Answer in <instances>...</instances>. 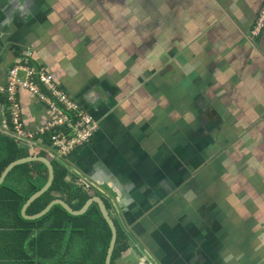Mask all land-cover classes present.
I'll list each match as a JSON object with an SVG mask.
<instances>
[{
	"label": "crops",
	"instance_id": "1",
	"mask_svg": "<svg viewBox=\"0 0 264 264\" xmlns=\"http://www.w3.org/2000/svg\"><path fill=\"white\" fill-rule=\"evenodd\" d=\"M263 1L0 0V136L7 70L31 51L97 130L67 157L13 138L106 201L116 264H264ZM18 99L26 131L54 119Z\"/></svg>",
	"mask_w": 264,
	"mask_h": 264
},
{
	"label": "trees",
	"instance_id": "2",
	"mask_svg": "<svg viewBox=\"0 0 264 264\" xmlns=\"http://www.w3.org/2000/svg\"><path fill=\"white\" fill-rule=\"evenodd\" d=\"M0 136V177L14 161L30 156V149L13 137ZM48 141V137H47ZM40 156H45L44 153ZM55 178L52 186L27 209L28 215L44 210L52 201L62 199L74 210H80L91 198L83 186L67 182L68 170L52 161ZM48 181V168L34 161L16 166L0 186V255H9L13 264H105L112 232L99 206L93 204L79 216L54 205L43 217L28 220L22 216L27 200ZM77 201L78 203H74ZM128 240L118 229L111 264L128 248Z\"/></svg>",
	"mask_w": 264,
	"mask_h": 264
},
{
	"label": "built area",
	"instance_id": "3",
	"mask_svg": "<svg viewBox=\"0 0 264 264\" xmlns=\"http://www.w3.org/2000/svg\"><path fill=\"white\" fill-rule=\"evenodd\" d=\"M263 29L264 1L251 37H259ZM32 56L31 51L24 52L20 63L8 71V81L4 90L8 117L4 129L9 135L13 134L14 138L25 141L23 143L36 142L43 147L53 148L58 157H67L74 149L85 145L93 138L97 130L96 121L54 82L44 68L37 69L29 64L28 59ZM22 89L46 103L54 115V119L39 131L28 132L25 129L22 107L18 99V93Z\"/></svg>",
	"mask_w": 264,
	"mask_h": 264
},
{
	"label": "water",
	"instance_id": "4",
	"mask_svg": "<svg viewBox=\"0 0 264 264\" xmlns=\"http://www.w3.org/2000/svg\"><path fill=\"white\" fill-rule=\"evenodd\" d=\"M34 161H38V162H42L46 165V167L48 168V181L46 183V185L37 193H35L34 195H32L27 202L25 203V205L22 208V216L25 219L28 220H36L39 219L41 217H43L44 215H46L51 208L54 205H61L65 210L68 211V213H70L71 215L74 216H79V215H83L85 214L88 209L93 205L96 204L97 206H99L104 218L107 220V222L109 223V227L111 229L112 232V238H111V242H110V246L107 252V257H106V262L105 264H111L112 261V256L114 253V249L116 246V242H117V237H118V230L116 227V224L114 222V218L111 214V211L109 210V207L106 203V201L99 196H94L92 198H90L85 205L82 207V209L80 210H74L67 202H65L62 199H56L54 201H52L44 210H42L41 212L35 214V215H28L27 213V209L30 206V204L36 200L37 198H39L41 195H43L46 191H48L50 189V187L53 184L54 178H55V169H54V165L52 163V161L50 159H48L46 156H39V155H30L28 157L25 158H21L18 159L14 162H12L3 172V174L0 177V186L3 184V182L5 181L6 177L8 176V174L16 167L19 166L21 164L24 163H28V162H34Z\"/></svg>",
	"mask_w": 264,
	"mask_h": 264
},
{
	"label": "rangeland",
	"instance_id": "5",
	"mask_svg": "<svg viewBox=\"0 0 264 264\" xmlns=\"http://www.w3.org/2000/svg\"><path fill=\"white\" fill-rule=\"evenodd\" d=\"M193 45H188V48L186 49V51L188 52V54H190V53H193L194 51H193ZM10 137H13L12 135H9Z\"/></svg>",
	"mask_w": 264,
	"mask_h": 264
},
{
	"label": "flooded vegetation",
	"instance_id": "6",
	"mask_svg": "<svg viewBox=\"0 0 264 264\" xmlns=\"http://www.w3.org/2000/svg\"><path fill=\"white\" fill-rule=\"evenodd\" d=\"M9 69H10V68H9ZM8 71H9V70H7V73H8ZM7 77H8V76H7ZM7 81H8V79H7Z\"/></svg>",
	"mask_w": 264,
	"mask_h": 264
}]
</instances>
